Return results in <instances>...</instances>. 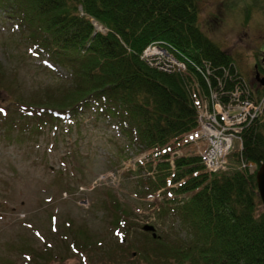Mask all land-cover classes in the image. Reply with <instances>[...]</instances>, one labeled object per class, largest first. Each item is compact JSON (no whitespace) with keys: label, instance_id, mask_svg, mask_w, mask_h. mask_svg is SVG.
Listing matches in <instances>:
<instances>
[{"label":"trees","instance_id":"obj_1","mask_svg":"<svg viewBox=\"0 0 264 264\" xmlns=\"http://www.w3.org/2000/svg\"><path fill=\"white\" fill-rule=\"evenodd\" d=\"M201 1L0 0V24L13 23L45 68L66 73L36 101L26 100L18 88V113L26 120L19 126L10 125L0 103L4 129L41 135L44 126L91 111L107 119L132 151L147 153L152 175L139 195L162 197L151 201L157 206L155 232L143 229L132 237V224L125 227L116 204L112 224L125 227L122 239L105 247L88 228L69 223L59 233L65 254L72 251L88 264H264V205L256 179L264 162V113L244 130L243 149L233 153L236 164L229 172L210 174L199 156H173L198 126L193 85L209 98L219 77L228 90L249 84L234 57L202 31ZM94 22L108 32L97 31ZM161 42L187 65L185 73L164 72L143 59L147 47ZM253 89L263 92L261 83ZM0 92L15 94L1 72ZM246 164L255 170L243 168ZM19 254L23 264L59 258L48 247L38 251L30 245Z\"/></svg>","mask_w":264,"mask_h":264},{"label":"rangeland","instance_id":"obj_2","mask_svg":"<svg viewBox=\"0 0 264 264\" xmlns=\"http://www.w3.org/2000/svg\"><path fill=\"white\" fill-rule=\"evenodd\" d=\"M199 23L234 57L238 72L252 88L256 76L251 67L264 54V0H203ZM13 25L0 24V72L15 94L0 92V103L9 112L10 125L19 126L26 120L18 113V88L26 100L36 101L66 73L59 67L45 68ZM192 91L198 108L204 98L197 85ZM6 124L0 119V264L3 259L23 264L19 249L25 245L53 250L59 258L50 264H88L72 251L64 253L59 233L69 223L88 228L105 247L122 239L130 224L132 237L147 225L156 227L157 206L151 203L162 197L139 195L143 181L152 175L147 153L135 147L132 151L107 119L89 111L78 120L44 126L41 135L32 136L16 127L4 129ZM238 149L239 144L230 154L227 172L234 169L233 153ZM198 155L194 149L187 153ZM243 168L255 170L256 165ZM116 204L124 212L122 230L112 224Z\"/></svg>","mask_w":264,"mask_h":264},{"label":"built area","instance_id":"obj_3","mask_svg":"<svg viewBox=\"0 0 264 264\" xmlns=\"http://www.w3.org/2000/svg\"><path fill=\"white\" fill-rule=\"evenodd\" d=\"M95 26L98 31L107 32L96 23ZM143 59L164 72L187 71V65L177 59L162 42L147 47ZM217 80L218 88L212 89L210 97H203L202 105H198V126L181 141L179 149L173 153V156H179L186 153L185 149H194L210 174L228 171L231 152L237 149L238 144V151L243 149L244 130L264 113V88L259 95L246 83L228 90L225 89L224 79L219 77Z\"/></svg>","mask_w":264,"mask_h":264},{"label":"water","instance_id":"obj_4","mask_svg":"<svg viewBox=\"0 0 264 264\" xmlns=\"http://www.w3.org/2000/svg\"><path fill=\"white\" fill-rule=\"evenodd\" d=\"M259 82L261 83V85L264 86V79H259ZM256 179H257L258 190H259V193H260L263 205H264V162L261 164V166L257 170ZM144 231L155 232L156 228L154 226L147 225L144 227Z\"/></svg>","mask_w":264,"mask_h":264},{"label":"flooded vegetation","instance_id":"obj_5","mask_svg":"<svg viewBox=\"0 0 264 264\" xmlns=\"http://www.w3.org/2000/svg\"><path fill=\"white\" fill-rule=\"evenodd\" d=\"M260 43L262 44L263 41H260ZM262 59H264L263 53L261 54V56L257 57L256 61L251 67L252 72L256 76L254 82L259 84H260L259 79H264V61Z\"/></svg>","mask_w":264,"mask_h":264}]
</instances>
